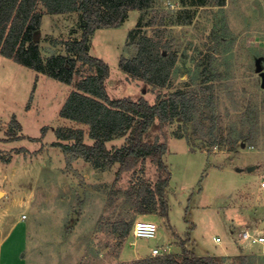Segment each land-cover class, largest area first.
I'll return each mask as SVG.
<instances>
[{"label": "rangeland", "instance_id": "1", "mask_svg": "<svg viewBox=\"0 0 264 264\" xmlns=\"http://www.w3.org/2000/svg\"><path fill=\"white\" fill-rule=\"evenodd\" d=\"M154 11L165 15L160 37L176 54L164 87L132 78L118 67L120 56L134 51V40H127L130 29L135 38L157 33L149 25ZM78 20L76 12L42 17L36 41L43 59L67 55L63 43L80 36ZM89 54L108 64L111 98L143 96L153 103L177 89L213 83L218 135L223 141H232L235 134L248 139L233 150L227 143L211 146L193 122L155 120L144 140L167 144L168 216L141 215L125 193L137 175L131 179V171H125L116 180L118 164L94 167L52 145L58 141L57 127L82 128L83 140L92 143L87 125L59 116L77 81L93 72L90 67L78 61L68 85L0 57V264H132L151 256L162 236L167 252L180 253L187 232L185 247L197 255L239 252L264 264V254H259L264 253V87L255 65L261 58L264 71V0H224L222 5L217 0H153L146 10H130L120 26L96 29ZM12 116L23 136L8 140L5 130ZM124 142L123 136L105 145L111 150ZM142 166L152 185L156 164L148 158ZM249 166L256 167L247 171ZM122 219L131 222L126 236L115 230ZM141 219L156 223L155 237H134V222ZM243 230L263 241L240 238ZM217 257L220 264H238V255Z\"/></svg>", "mask_w": 264, "mask_h": 264}, {"label": "trees", "instance_id": "2", "mask_svg": "<svg viewBox=\"0 0 264 264\" xmlns=\"http://www.w3.org/2000/svg\"><path fill=\"white\" fill-rule=\"evenodd\" d=\"M224 0H217L222 5ZM153 0H0V55L12 61L45 74L68 85L73 83L77 63H85L93 71L80 78L74 89L66 96L59 116L88 126V137L92 143L83 140L82 128L57 127L54 131L59 146L72 158L82 157L94 167L107 169L118 164L115 179L125 171H131V179L137 175L125 191L127 200L133 203L134 212L141 215L157 214L167 220L168 203L166 189L171 173L163 160L167 150L166 142L149 143L144 135L157 120L167 123L175 118L183 122H193L201 136L208 137L211 146L227 143L231 150L240 141L245 143L247 134H235L232 141H223L218 135L220 115L214 108L213 83L201 85L199 89L187 91L177 89L166 97H156L150 103L143 96L133 100L129 97L111 98L106 90L109 66L101 58L89 54L92 34L98 28H114L122 24L130 10H146ZM198 3L204 0H197ZM78 14L80 36L64 41L66 54H53L42 58L36 41L42 17L45 14ZM154 11L149 25L156 26L153 36L139 35L135 38L133 29L127 40L133 39V52L121 55L118 62L120 70L130 77L139 79L152 86L164 87L168 84L176 61V54L170 52L168 41L162 40L159 29L163 26L165 15ZM163 50L167 54H163ZM209 81V75L205 77ZM28 106V105H27ZM256 118L254 112L251 115ZM21 125L11 117L5 130L7 139L20 138ZM46 127L41 128L44 134ZM1 131V127H0ZM125 137L119 147L108 149L107 141ZM66 141V142H65ZM150 159L156 164V179L151 185L143 176L142 163ZM8 160V159H7ZM130 179V180H131ZM131 222L124 219L116 222L115 230L126 236ZM173 235L180 239L173 231ZM190 239L187 232L180 239L181 252H164L158 256H146L132 264H220L215 255H196L186 248ZM251 254L238 255V264H255Z\"/></svg>", "mask_w": 264, "mask_h": 264}, {"label": "built area", "instance_id": "3", "mask_svg": "<svg viewBox=\"0 0 264 264\" xmlns=\"http://www.w3.org/2000/svg\"><path fill=\"white\" fill-rule=\"evenodd\" d=\"M262 185H264V182H262ZM132 232L134 237L136 238H152L155 237L157 234V225L155 222L151 220H137L134 222ZM239 237L242 239H248L251 242H261L263 241L262 236H252L247 230H243L240 234ZM162 244L161 246L156 245L153 247L150 251L151 256H158L161 255L164 252H167L165 248H163Z\"/></svg>", "mask_w": 264, "mask_h": 264}, {"label": "water", "instance_id": "4", "mask_svg": "<svg viewBox=\"0 0 264 264\" xmlns=\"http://www.w3.org/2000/svg\"><path fill=\"white\" fill-rule=\"evenodd\" d=\"M163 54H165V52H163ZM261 62V58H257L255 61V65H256V72L259 74V77L261 79V87H264V71L262 69V66L260 64ZM245 144L241 143V146L243 147ZM253 168V166H249L247 168V170H251ZM237 170H240L239 168H236ZM263 226V222H261L260 227ZM163 244V238H160L157 245L161 246Z\"/></svg>", "mask_w": 264, "mask_h": 264}, {"label": "crops", "instance_id": "5", "mask_svg": "<svg viewBox=\"0 0 264 264\" xmlns=\"http://www.w3.org/2000/svg\"><path fill=\"white\" fill-rule=\"evenodd\" d=\"M45 15H47V14H45ZM45 15H43V16H45ZM53 15H56V14H53ZM60 15V14H59ZM0 57L1 58H3V56H1L0 55ZM1 60V59H0ZM240 146H241V143H240ZM242 147V146H241ZM255 167L256 166H253V168L251 169V170H247V171H253L254 169H255ZM240 169V168H239ZM236 171H241V169L240 170H236ZM264 182V181H263ZM261 205H262V203H261ZM263 209H264V207H263ZM149 216V215H148ZM151 216V215H150ZM263 227H264V222H263ZM160 238H163V244H164V237L162 236V237H160ZM159 238V239H160ZM159 241V240H158ZM221 249H222V251H228V247L226 246V245H222V247H221ZM239 250V249H238ZM240 254H242V253H239V252H224V253H219V254H216L215 256H221V255H223V256H230V255H240ZM259 254H264L263 252H261V253H259ZM197 255V254H196ZM204 255H208V254H204Z\"/></svg>", "mask_w": 264, "mask_h": 264}]
</instances>
